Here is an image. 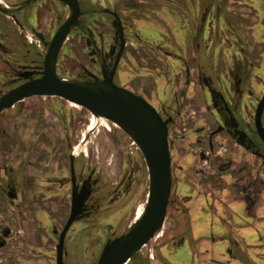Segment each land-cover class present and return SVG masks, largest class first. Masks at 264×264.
Instances as JSON below:
<instances>
[{"label": "flooded vegetation", "instance_id": "flooded-vegetation-1", "mask_svg": "<svg viewBox=\"0 0 264 264\" xmlns=\"http://www.w3.org/2000/svg\"><path fill=\"white\" fill-rule=\"evenodd\" d=\"M5 1L22 6L27 0ZM75 1L79 15L58 52L56 75L76 82L112 78L167 120L171 186L164 220L122 264H264V137L255 125L264 96V0ZM3 8L12 10L0 11V66L7 69L0 71V89L7 93L42 75L69 6L67 0H33ZM71 39L80 57L75 73L64 77L59 59ZM33 97L58 96L22 98L0 112V122L8 111V125L18 120L12 110ZM52 116L49 124L38 113L22 128L0 125V264H50L48 230L55 235L50 256L56 264L73 194L83 204L64 236L63 264H70L68 246L77 233L93 227L90 219L107 223L97 254L85 264H97L105 243L135 225L128 224L137 203L128 214L138 181L132 166L110 184L90 161L94 132L74 155L82 130L68 129L57 112ZM260 122L264 134V105ZM130 141L140 154L134 165L142 174L143 164L147 173L145 206L148 167ZM87 147L88 156H78ZM53 205L63 215L59 226L50 218Z\"/></svg>", "mask_w": 264, "mask_h": 264}, {"label": "water", "instance_id": "water-1", "mask_svg": "<svg viewBox=\"0 0 264 264\" xmlns=\"http://www.w3.org/2000/svg\"><path fill=\"white\" fill-rule=\"evenodd\" d=\"M27 0L21 5L31 3ZM69 16L51 38L43 60L42 75L7 91L0 97V112L22 98L34 95L58 96L73 102L89 112L115 123L132 139L142 152L149 174L147 202L140 219L125 234L105 243L97 264H122L163 223L170 195V158L167 144V120H162L154 107L131 91L117 86L112 78L99 82L62 80L55 73L58 52L79 15L77 2H69ZM22 6L18 7L21 8ZM0 11L7 13L0 7ZM264 96L258 104L255 125L264 137L260 116ZM73 194L70 216L64 225L56 246V264H63V240L70 224L80 213L83 198Z\"/></svg>", "mask_w": 264, "mask_h": 264}, {"label": "rangeland", "instance_id": "rangeland-1", "mask_svg": "<svg viewBox=\"0 0 264 264\" xmlns=\"http://www.w3.org/2000/svg\"><path fill=\"white\" fill-rule=\"evenodd\" d=\"M47 23L48 22H45L46 27ZM70 42H74V40L71 39L65 46L60 54L59 59V73L64 77H70L75 73L73 70L75 68L73 62L75 58L80 57V55H78L76 52V49L79 47L75 46L72 48L70 46ZM0 71L7 73V69L3 65L0 66ZM194 108L195 113L197 114L198 108L196 107V105L192 107V109ZM79 109V105L70 101L65 102L58 97L28 98L22 103L16 105L14 110H12L13 113H16V117L20 116L18 120H14V122L11 120L10 124L8 125V118H10V112L8 111L3 115L0 125H6V129L7 127H10V129H12V124L14 123L15 128H22L24 127V121L27 123L26 120L29 117H38V113L44 115L45 123L49 124L51 123V118L54 119V117L52 116V112H57L59 114V117L61 116L63 118V121H65L68 129L73 128L75 129V131L83 130L85 124L87 123L84 130L87 131L88 135L94 132L91 136L92 144L89 149L90 161L92 164H95L98 167V174L102 177V179H106L110 184L115 183L116 181H118L120 175L122 174V171L126 167L132 166V177L133 179H138V181L136 182L135 180V183L132 184L133 191H131V194H133L131 196L130 206L128 210V214H131L133 204L139 201H144L145 194L148 189V178L147 173H145L144 171L143 164L142 174L138 172V168L134 165L135 160L138 164L137 159L140 156L139 151L136 150L133 145H131L129 137H124L122 132H120L121 130L119 128H116V124H110L102 116L96 121L93 126L87 128V111H85L84 109ZM35 127L37 128L36 123ZM27 132L29 133L30 131ZM32 132L35 133L37 131ZM64 154L65 152L63 153V156H65ZM81 154L88 156V147L83 148L79 152L78 156H80ZM71 157L76 158L73 157L72 149ZM53 208L54 209L51 211L52 216H50V218L54 220L55 226H59L63 215L56 214L57 211L55 205H53ZM53 211H55V213ZM104 223H107L106 220L99 221V219L95 218L90 219L89 226L93 227H85L83 228L84 230L77 233V235L79 236L77 237V241L75 240L74 246H68L67 259L70 264H85L87 261H90L94 258V256L98 252L97 244L98 242H100L99 239L102 240L105 237V234L103 233L101 228ZM160 233L161 230L159 232V235ZM45 240V247L49 255L47 259L48 261H50V264H53V256H50V254L53 255V252L51 253L50 251L53 250L52 247L55 242V235H53L48 230Z\"/></svg>", "mask_w": 264, "mask_h": 264}, {"label": "bare ground", "instance_id": "bare-ground-1", "mask_svg": "<svg viewBox=\"0 0 264 264\" xmlns=\"http://www.w3.org/2000/svg\"><path fill=\"white\" fill-rule=\"evenodd\" d=\"M0 5L3 6V7H5V8H7V9H13L15 7L17 9L18 7H20V6H18V4L17 5L16 4L15 5H11L10 3H8L5 0H0ZM11 11L12 10H9V11H7V13H10ZM27 37L29 39H32V36L30 34ZM5 90L4 89H0V96L4 95L6 93ZM100 117H101L100 115H96V114H94L92 112H89V114H88V126H87V128H90L91 126H93ZM86 140H89L88 133H85V130H82V132L78 136V138H77V140H76V142L74 143V146H73L74 155L76 154L77 150L80 148V146L82 145V143L84 141H86ZM143 210H144V201L137 202L135 204V206H134L132 215H130L131 217H130V221H129L128 224H134V223H136L140 219V217L142 216Z\"/></svg>", "mask_w": 264, "mask_h": 264}]
</instances>
